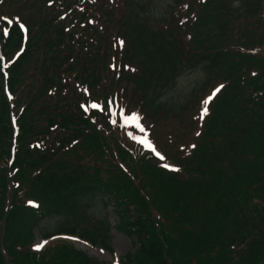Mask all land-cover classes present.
Returning <instances> with one entry per match:
<instances>
[{"label": "trees", "instance_id": "obj_1", "mask_svg": "<svg viewBox=\"0 0 264 264\" xmlns=\"http://www.w3.org/2000/svg\"><path fill=\"white\" fill-rule=\"evenodd\" d=\"M114 1L0 0V264H100L65 242L33 252L49 219L45 238L112 255V230L125 233L117 264H264V0H176L179 40L209 75L178 124L143 113L150 85L120 74ZM110 102L142 114L165 160L110 123Z\"/></svg>", "mask_w": 264, "mask_h": 264}, {"label": "rangeland", "instance_id": "obj_2", "mask_svg": "<svg viewBox=\"0 0 264 264\" xmlns=\"http://www.w3.org/2000/svg\"><path fill=\"white\" fill-rule=\"evenodd\" d=\"M114 2L120 5L117 20L120 37L114 45V49H118V53H122L124 59L123 61L120 55L122 60L120 74L127 75L126 78H143L150 85V90H147L149 107L145 108L143 105L145 108L141 110L143 113L152 111V114L159 117L162 122L166 123L169 118L178 124L185 118L184 114L189 106H196L194 101L202 88L208 84L209 75L205 62L193 61L188 57L184 44L179 40L178 24L174 11L172 12L175 0H115ZM121 40L124 41L123 45L120 44ZM193 65L197 69L195 74L189 71ZM93 103L95 102L84 106L90 110L93 109L91 107ZM131 104L132 102H129V105ZM127 107L121 106L118 102H111L109 112L113 116L112 118L110 116L109 120L111 124H113L112 120H116L114 126L125 128L128 133L136 136L139 130L133 126L134 122L133 125H126L123 116H131L133 111L141 117L142 114L137 110L129 112L126 110ZM102 109V106L97 108L98 111ZM141 122L146 126L143 117ZM141 138L145 137L141 136ZM91 212L97 218H107L113 225L118 223L117 215L110 205L105 208L95 204ZM59 225L60 221L57 219L44 221L41 228L35 231L31 249L35 253H41L51 242H65L100 264H117V259L125 257L133 246L130 237L117 230L112 232L113 255L85 241L66 239L68 236L55 237L51 240H45L41 236L45 231H54ZM37 241L43 245L39 251L36 250ZM45 241L47 242L44 243Z\"/></svg>", "mask_w": 264, "mask_h": 264}, {"label": "snow or ice", "instance_id": "obj_3", "mask_svg": "<svg viewBox=\"0 0 264 264\" xmlns=\"http://www.w3.org/2000/svg\"><path fill=\"white\" fill-rule=\"evenodd\" d=\"M17 22L19 23L18 21V18H17ZM13 23V20L11 19H8L7 20V24H12ZM19 27L24 30V31H27V29H25V25L23 23H19ZM6 34V33H5ZM120 44L123 45L124 44V41L121 40L120 41ZM9 67V65L7 63L4 64V68L7 69ZM133 71H135V69H132ZM189 71L193 74L196 73L197 69L196 67L193 65L189 68ZM5 75H7V72L4 73ZM224 87V85H220L218 87H215L211 94H207L205 95L204 97H202V104H203V107L202 109H199L198 108V111H201L203 113V115H208L209 113V104L210 102H212L214 100V98L216 97L217 93H220L221 89ZM82 108H84L85 111H87L88 109L84 106V105H81ZM91 107L93 109H97L99 108L100 106L96 103H93L91 105ZM123 119H124V122L126 125H133V122H134V127L136 129H138L142 134H144L145 138H141V137H138V136H134L132 135V133H129V138L133 141H135L137 144L139 145H142L146 148H148L151 152H154L155 155L157 157H159V159L161 161L165 160V156L162 155L157 149L156 147H154L153 145V142L151 141V139L148 137V133L146 131V126L141 122L142 121V117L140 115H138L136 112H132L131 116H127V115H124L123 116ZM112 123L115 124L116 123V120H112ZM197 135H200L199 132L196 133ZM193 147H195V145H193ZM163 167L165 169H168L170 171H179L180 169L175 167L174 165L170 164V163H165L163 165ZM30 204L32 203L31 201L29 202ZM33 207H36L37 205L33 204L32 205ZM66 239H76V237H66ZM47 241H45L44 243H46ZM43 245L40 243V241H37V244H36V250L39 251V249L42 247Z\"/></svg>", "mask_w": 264, "mask_h": 264}]
</instances>
